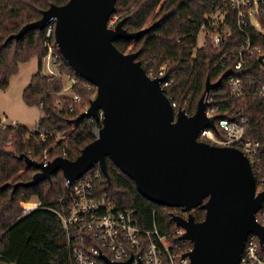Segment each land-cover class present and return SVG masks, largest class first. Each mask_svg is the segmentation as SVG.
I'll return each instance as SVG.
<instances>
[{"label": "trees", "instance_id": "1", "mask_svg": "<svg viewBox=\"0 0 264 264\" xmlns=\"http://www.w3.org/2000/svg\"><path fill=\"white\" fill-rule=\"evenodd\" d=\"M69 0H0V92H4L10 79L17 74L20 64L35 58L38 70L30 77L22 91L24 105L41 110L42 118L34 131L24 126L7 127L0 130V263L4 264H74L70 257L62 224L54 213L61 210L58 202L65 197V180L60 172L54 173L49 181L31 187H17L18 183L30 182L38 172L27 167L23 158L41 162L44 154L48 160L64 157L75 160L81 150L95 140V131L101 122L83 118L74 120L84 111L95 93V88H87L88 82L77 76L64 61L60 53L59 74L67 75L76 83L69 88V95L63 94L64 84L55 76L42 74V60L47 56L45 29L29 30L20 39H12L25 25L41 19L42 13L52 5L63 6ZM221 0H117L110 19L123 20V29L135 33L148 28L136 40L117 39L114 46L121 53H137L148 75L164 72V82L168 85L164 94L174 104V112L182 109L192 116L197 103L204 93L205 84L220 81L211 91L216 120H227L236 110L251 124L246 139L263 137L264 102L257 97H246L235 101L229 95L227 78L235 76L233 62L228 56L224 67L217 65L219 58L238 49L242 37L237 34L235 17L229 13L223 24L231 29L224 42L214 47L210 36L198 47V34L204 27L209 30L206 17L215 12ZM110 23V22H109ZM115 23V24H116ZM221 26L215 27L221 31ZM207 34V33H206ZM54 39V37H53ZM251 62V67L256 66ZM250 69L237 74H249ZM76 96L79 102H75ZM219 137L223 134L217 130ZM44 140L41 141L40 137ZM57 135L64 137L57 139ZM199 141L206 142L204 139ZM207 143V142H206ZM22 157V159H20ZM259 172L255 182L264 177V156L256 162ZM107 179L98 181V192L105 195L117 211L134 210L137 226L151 230L153 224L160 235L173 236L177 227L171 215H180V209L161 206L148 201L137 191L134 183L116 166L106 159ZM33 199L40 206L23 214L20 203ZM190 214L196 223L202 222L205 211L194 209ZM172 241H176L173 238Z\"/></svg>", "mask_w": 264, "mask_h": 264}, {"label": "water", "instance_id": "2", "mask_svg": "<svg viewBox=\"0 0 264 264\" xmlns=\"http://www.w3.org/2000/svg\"><path fill=\"white\" fill-rule=\"evenodd\" d=\"M116 1L69 0L63 6L52 5L40 20L11 36L18 40L29 30L42 31L54 18L60 55L95 88V97L74 122L83 118L101 122L95 140L73 161L56 157L43 165L24 157L26 166L38 172L13 189L49 181L57 172L71 185L95 165L107 179L108 159L148 201L187 215L173 214L171 221L184 230L181 239L192 244L187 254L190 264H239L247 237L264 239V229L255 222L264 191L255 193L253 170L239 150L198 140L201 131L215 130L203 99L220 81H206L192 116L182 109L175 113L161 88L164 79L149 78L136 61L137 53H121L114 46L117 39L136 40L148 31L128 33L123 20L110 28ZM196 208L205 211L199 223L190 214Z\"/></svg>", "mask_w": 264, "mask_h": 264}, {"label": "built area", "instance_id": "3", "mask_svg": "<svg viewBox=\"0 0 264 264\" xmlns=\"http://www.w3.org/2000/svg\"><path fill=\"white\" fill-rule=\"evenodd\" d=\"M229 13L235 17L236 32L242 37V43L237 50L223 54L216 64L224 67L226 58L231 57L235 76L227 78V85L233 100L238 101L250 96L264 102V0H221L215 12L206 17L209 30H213L214 33L210 34L202 27L198 40L200 37L203 45L205 36H210L214 47L221 45L231 34L230 27L223 24ZM113 18L114 20L109 23L111 28L118 20V17ZM54 25L55 19L52 18L45 27L47 48L45 60L47 67L54 66L59 72L62 65L59 63V51L53 39ZM220 25H222L221 31L218 32L215 27ZM201 45L198 44V47ZM253 61L257 64L252 68L250 65ZM248 69H250L249 74H237ZM49 73V76L59 77L58 73L50 70ZM147 76L151 79L163 78L164 72L160 70L155 76L152 73ZM75 83L76 81L72 79L70 87ZM167 85L163 82L161 88L164 89ZM87 88L90 89L91 85H87ZM73 100L79 102L76 96ZM204 102L209 104L205 114L207 118H214L215 130L201 131L198 139H204L211 145L239 150L249 161L255 177L259 172L256 162L264 156V130L261 139L251 140L246 139L245 136L250 126H256L259 121L251 124L236 109L230 114L229 119L216 120L214 115L218 107L214 106L211 93L204 95ZM171 105L174 107V104ZM262 120L264 127V114ZM17 125V122L7 121L6 117L0 116V130ZM217 130L223 134L222 138L217 134ZM97 132L95 131V136ZM63 138L57 137V139ZM40 140H44L42 135ZM52 160H48L47 155L44 154L39 163L46 165ZM102 176L99 166L95 165L71 185L65 181L66 195L58 201L61 210L54 211L65 232L72 262L106 264L105 260H107L112 264L127 261H130V264H190L187 254L192 250V244L181 239L184 230L177 228L173 236H165L159 234L154 224L151 230L139 228L134 210L117 211L107 201L106 196L98 192V181ZM263 191L264 177H260L255 182V193ZM20 205L23 214L40 206L39 203L32 202L20 203ZM180 216L185 218L187 215ZM255 222L264 229V201L255 214ZM173 238L178 242L172 241ZM239 264H264V239L261 240L257 235L250 234L244 244Z\"/></svg>", "mask_w": 264, "mask_h": 264}, {"label": "rangeland", "instance_id": "4", "mask_svg": "<svg viewBox=\"0 0 264 264\" xmlns=\"http://www.w3.org/2000/svg\"><path fill=\"white\" fill-rule=\"evenodd\" d=\"M113 19H110L112 22ZM111 28V25H108ZM202 39L198 40V44L201 45ZM128 53V52H127ZM50 72L58 73V78L62 80L64 84L63 94H70L69 88L72 79L67 75L59 74L58 70H55L54 66L47 67L45 58L42 60V71L44 74L49 75ZM38 70V62L35 58L29 62L20 64L18 67L17 74L14 75L9 82L8 88L4 92H0V116L6 117L7 121H15L19 125L24 126L28 130H34L38 122L42 118V112L36 107H28L24 105L21 95L24 88L28 85L30 77L35 74ZM95 97V93L92 99ZM88 105L84 108V110ZM60 135H57L59 137ZM32 203H36L33 199ZM4 264V263H0Z\"/></svg>", "mask_w": 264, "mask_h": 264}, {"label": "crops", "instance_id": "5", "mask_svg": "<svg viewBox=\"0 0 264 264\" xmlns=\"http://www.w3.org/2000/svg\"><path fill=\"white\" fill-rule=\"evenodd\" d=\"M42 74H44L43 71H42Z\"/></svg>", "mask_w": 264, "mask_h": 264}, {"label": "flooded vegetation", "instance_id": "6", "mask_svg": "<svg viewBox=\"0 0 264 264\" xmlns=\"http://www.w3.org/2000/svg\"><path fill=\"white\" fill-rule=\"evenodd\" d=\"M181 214H182V213H181ZM181 214H180V215H181Z\"/></svg>", "mask_w": 264, "mask_h": 264}]
</instances>
